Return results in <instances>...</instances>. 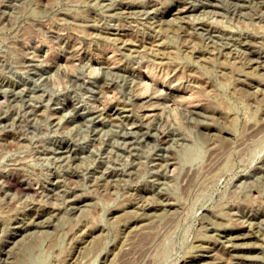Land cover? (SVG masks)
I'll return each instance as SVG.
<instances>
[{
    "label": "rangeland",
    "instance_id": "1",
    "mask_svg": "<svg viewBox=\"0 0 264 264\" xmlns=\"http://www.w3.org/2000/svg\"><path fill=\"white\" fill-rule=\"evenodd\" d=\"M263 64L264 0H0V264H264Z\"/></svg>",
    "mask_w": 264,
    "mask_h": 264
},
{
    "label": "bare ground",
    "instance_id": "2",
    "mask_svg": "<svg viewBox=\"0 0 264 264\" xmlns=\"http://www.w3.org/2000/svg\"><path fill=\"white\" fill-rule=\"evenodd\" d=\"M237 1V0H236ZM210 2V1H209ZM207 4V3H206ZM179 9V8H178ZM212 24H214V23H212ZM203 28V27H202ZM231 32V31H230ZM208 34V33H207ZM212 34V33H211ZM221 36V35H220ZM234 38V37H233ZM243 41V40H242ZM237 44V43H236ZM253 47V46H252ZM249 52V51H248ZM205 56V55H204ZM264 65V64H263ZM215 136V135H214ZM80 204V203H79ZM77 207V206H76ZM33 225V224H32ZM27 230V229H26ZM19 234V233H18ZM248 234V233H247ZM241 236V235H240ZM236 237V236H235ZM237 237H238V235H237ZM225 239V238H224ZM226 240V239H225ZM226 245V244H225ZM232 247V246H231ZM245 263V262H244Z\"/></svg>",
    "mask_w": 264,
    "mask_h": 264
}]
</instances>
